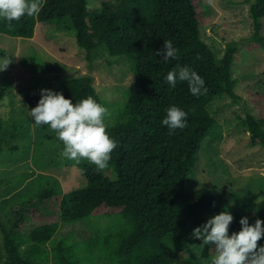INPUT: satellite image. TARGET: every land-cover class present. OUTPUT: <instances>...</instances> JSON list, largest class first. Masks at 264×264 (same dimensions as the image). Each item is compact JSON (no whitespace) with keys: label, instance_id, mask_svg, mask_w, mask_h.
Instances as JSON below:
<instances>
[{"label":"trees","instance_id":"16d2710c","mask_svg":"<svg viewBox=\"0 0 264 264\" xmlns=\"http://www.w3.org/2000/svg\"><path fill=\"white\" fill-rule=\"evenodd\" d=\"M249 2L254 24L249 41L264 47V0ZM42 3L38 15H25L12 25L0 18V33L33 38L39 22L70 20L90 64L100 60L112 66L115 59L132 56L137 81L114 125L107 129L119 145L107 168L112 177L104 172L107 169L97 171L82 160L78 167L87 181L84 187L64 194L60 181L52 176L35 193L20 192L11 204L0 203V264H93L95 259L104 264H174L176 253L187 264H196L215 255L213 245L200 246L198 256L191 253L195 241L202 244L192 237L193 230L210 217L224 211L233 215L229 235L241 230L242 217L247 216L253 225L257 218L264 220V210L233 214L220 205L222 197L211 192L214 181L207 171L194 189L187 188L188 178L201 174L198 154L204 141L217 130L209 107L225 96L234 102L240 99L231 70L238 45L229 43L221 62L217 61L202 38L201 25L208 11L204 0ZM166 40L178 49L179 59L165 63L156 55ZM105 50L110 58L103 55ZM182 67L203 78L205 95L193 96L187 82L178 81L174 88L166 83L168 72ZM42 89L62 93L73 105L92 96L104 106L95 79L83 75L20 88L29 112L37 107ZM6 92L0 89V101ZM171 106L181 108L188 117L187 127L170 133L162 120ZM243 125L251 146L264 147V118L247 113ZM27 132L26 124L0 118V157L5 151L20 150ZM96 215H120L123 222L112 233L89 236L83 232L76 242L54 238L62 223ZM258 246H264V237Z\"/></svg>","mask_w":264,"mask_h":264},{"label":"rangeland","instance_id":"374dc122","mask_svg":"<svg viewBox=\"0 0 264 264\" xmlns=\"http://www.w3.org/2000/svg\"><path fill=\"white\" fill-rule=\"evenodd\" d=\"M204 4L208 11L201 25L202 38L214 51L217 61L221 62L229 43L238 45L231 70L240 99L234 102L225 96L209 107L216 117L217 130L204 141L198 154L201 174L191 175L187 188L194 189L207 171L214 181L211 192L222 197L219 204L230 212L264 210V147L251 146L249 131L243 125L247 113L264 118V47L249 41L254 32L249 0H204ZM0 53L1 57L9 56L12 60L8 69L0 72V89L7 90L6 97L0 101V118L14 119L28 128L19 145L21 149L5 151L0 157V203L11 204L14 195L20 192L35 193L52 176L60 181L64 194L84 187L87 181L78 165L61 159L64 145L57 134L47 125L34 126L19 89L46 81L91 76L104 107L110 111L106 124L112 126L136 84V60L125 56L115 59L112 66L100 60L90 64L85 50L76 42L70 20L39 22L33 38L0 33ZM103 55L110 58L107 50ZM6 137L12 142L11 136ZM104 172L112 177L110 170ZM122 222L120 215L90 216L73 224L62 223L54 238L65 237L76 242L83 232L89 236L115 232ZM195 242L191 253L198 256L200 244ZM211 257L206 260L209 264ZM173 262L187 264L178 253L173 256ZM93 264L104 262L95 259Z\"/></svg>","mask_w":264,"mask_h":264},{"label":"clouds","instance_id":"9594fccd","mask_svg":"<svg viewBox=\"0 0 264 264\" xmlns=\"http://www.w3.org/2000/svg\"><path fill=\"white\" fill-rule=\"evenodd\" d=\"M42 8V0H0V18L12 25L25 15H38ZM156 55L162 57L165 63L179 59L178 49L171 40L164 41ZM11 63L9 56L0 57V72L6 71ZM178 81L187 82L193 96L199 97L208 91L203 78L188 67L168 72L166 83L174 88ZM40 95L37 107L30 114L35 127L49 126L57 134V139L63 142L61 159L73 161L74 165L86 160L95 165L97 171L107 169L113 150L119 147L107 131L109 109L97 103L92 96L73 105L62 93L49 89H42ZM187 117L188 114L181 108L171 106L166 109L162 125L167 126L170 133L183 130L187 127ZM233 222V215L224 211L196 227L191 235L202 242L200 246H214L215 255L211 257L210 264H264V246H258L264 237V220L257 218L253 225L247 216L242 217L239 221L241 230L229 235ZM200 264H209V261L200 260Z\"/></svg>","mask_w":264,"mask_h":264}]
</instances>
